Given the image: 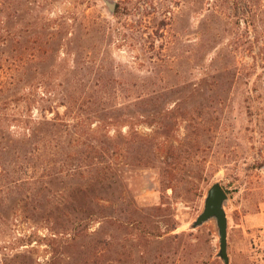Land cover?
<instances>
[{"label": "rangeland", "instance_id": "374dc122", "mask_svg": "<svg viewBox=\"0 0 264 264\" xmlns=\"http://www.w3.org/2000/svg\"><path fill=\"white\" fill-rule=\"evenodd\" d=\"M57 115L111 189L88 135L42 149ZM0 141V264H224L216 182L230 264H264V0H0Z\"/></svg>", "mask_w": 264, "mask_h": 264}, {"label": "trees", "instance_id": "16d2710c", "mask_svg": "<svg viewBox=\"0 0 264 264\" xmlns=\"http://www.w3.org/2000/svg\"><path fill=\"white\" fill-rule=\"evenodd\" d=\"M90 103H91L90 97H86L82 101L81 105H87ZM81 118L82 117L77 116L74 117L73 120L81 121L82 120ZM68 122L69 121L60 118V115H57L56 118H54L53 120L47 123V128H45V131L41 132L36 137L39 141H41L42 149L45 150L50 149L49 152L50 153L52 152V154H54L52 157H57L58 155L56 152L59 150L58 149L59 146H61L62 142H64L65 139L69 140L70 147L72 148L74 147L72 145L77 144L79 141H81L84 138V136L88 135L86 141L83 142V144H81L80 148L82 150H76L75 151L76 154L74 156V157H81L84 159L82 161H79L76 165H72L74 166V168L72 169L75 170V172L84 169L85 171L82 172L81 174L88 173L90 176L94 175L91 178V181L93 180V184H91V186L92 189H94V192L97 191L95 190V188L96 189L98 188V190L99 188H101L103 191L106 190V188L111 189L112 185L114 184L115 175L113 173L112 164L107 165V163H105L106 157L104 156L105 154H109L110 150L108 148L103 149V146H101V144L104 143L99 141L97 137H93L92 135L94 134L90 135V133L79 129L78 125L81 122H77L76 124H72L71 122L70 123ZM1 144L2 141H0V156L4 149V148L2 149V147L4 146L2 144L1 147ZM36 149L41 150L39 146ZM100 149L102 152L99 151ZM103 153L104 155H102ZM99 156H102L103 159H99L100 158ZM171 159H172L171 163L174 164L173 161L176 158L172 157ZM68 160L69 158L65 160L66 162L65 164L69 163ZM162 172L164 176H166L167 179L166 182H168L169 180V177L167 176L169 175L168 172L167 171L165 172L164 168L162 169ZM226 193L228 194L227 191Z\"/></svg>", "mask_w": 264, "mask_h": 264}, {"label": "water", "instance_id": "95a60500", "mask_svg": "<svg viewBox=\"0 0 264 264\" xmlns=\"http://www.w3.org/2000/svg\"><path fill=\"white\" fill-rule=\"evenodd\" d=\"M108 6L111 11H114V2H108ZM227 201L228 194L225 189L219 182L214 183L207 192L203 211L194 223L195 227H200L211 220L216 222L220 242V251L218 255L223 260L224 264H230L228 255V219L225 211Z\"/></svg>", "mask_w": 264, "mask_h": 264}]
</instances>
